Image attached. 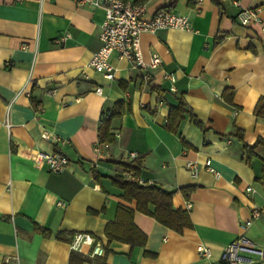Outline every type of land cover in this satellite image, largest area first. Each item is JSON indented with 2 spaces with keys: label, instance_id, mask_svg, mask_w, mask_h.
I'll list each match as a JSON object with an SVG mask.
<instances>
[{
  "label": "crops",
  "instance_id": "0c3cea01",
  "mask_svg": "<svg viewBox=\"0 0 264 264\" xmlns=\"http://www.w3.org/2000/svg\"><path fill=\"white\" fill-rule=\"evenodd\" d=\"M131 1L145 6L144 19L167 7L191 30L141 34L142 63L156 55L159 64L139 71L112 54L108 81L89 64L101 46V7L0 0V264H220L240 237L238 264H264V118L254 115L264 100V0ZM245 9L257 19L241 26L236 16ZM180 101L184 117L173 130L169 110ZM118 102L126 112L110 120L113 141L104 149L101 118ZM37 153L68 163L53 174L34 162ZM207 160L218 178L203 168ZM186 161L198 165L195 178ZM130 163H139L140 185L173 193L172 208L187 213L189 227L177 233L122 199L110 177ZM118 205L132 210L143 245L107 240ZM253 208L261 216L243 228ZM76 232L95 237L103 256L73 254Z\"/></svg>",
  "mask_w": 264,
  "mask_h": 264
},
{
  "label": "built area",
  "instance_id": "2783aa9c",
  "mask_svg": "<svg viewBox=\"0 0 264 264\" xmlns=\"http://www.w3.org/2000/svg\"><path fill=\"white\" fill-rule=\"evenodd\" d=\"M78 1L83 4L101 7L104 10V20L99 36L101 46L97 52L93 53L89 64L97 73L101 74L108 81L114 79V69L108 63V59L112 54H116L118 59L126 60L133 69L139 71H143L145 68L154 69L159 64L160 61L156 55L152 56L148 64L142 63L138 44V39L141 34L155 33L159 30H191V25L186 17L175 15L165 9H160L149 19H144L145 6L131 0ZM232 1L234 3L237 2V0ZM256 19V13L248 9L240 11L236 16V20L241 26H247ZM66 37L67 35L62 36L57 39L56 42H64ZM142 77L144 82H149L150 78L146 73H144ZM166 78L172 82L174 81V76L171 74L166 75ZM95 93L101 95L102 89L99 87L96 88ZM107 119H109V113H104L101 118V123ZM5 125L7 128L9 127L8 119H6ZM98 146L108 149L109 143L99 144ZM129 158L131 161H135L138 157L135 153H131L129 154ZM33 160L36 164L46 167L48 171L53 174H60L68 163L67 159L58 153L50 155L37 153ZM203 168L213 174L215 178H218L219 174L211 167L210 160L205 161ZM185 169L192 178L197 176L199 170L198 165L191 161H186ZM124 178L133 180V173L126 170ZM246 192L251 193L252 189L247 187ZM59 205H61V203H59ZM260 216L261 212L253 208L250 211L249 219L245 221L242 227H249L252 222L260 218ZM243 243L244 239L240 237L235 242L227 245L221 255L220 264L240 263L243 260L241 255H239V253L244 250ZM68 245L71 252L84 255L88 259L99 258L104 254V248L90 233H74ZM197 250L202 257H209L208 249L198 247Z\"/></svg>",
  "mask_w": 264,
  "mask_h": 264
},
{
  "label": "trees",
  "instance_id": "16d2710c",
  "mask_svg": "<svg viewBox=\"0 0 264 264\" xmlns=\"http://www.w3.org/2000/svg\"><path fill=\"white\" fill-rule=\"evenodd\" d=\"M217 3V0H213ZM164 9H167L165 7ZM183 106L182 101L179 102L175 108L169 110V126L174 130L177 125L183 120ZM126 112L124 104L118 102L114 105V109L109 112V119L103 121L98 130L99 143H111L113 141L112 135L109 133L110 120L114 117H120ZM254 115L258 118H264V100L258 102L255 107ZM244 153L248 156L253 154V147L243 146ZM124 173L126 170L133 172L134 179L124 178L123 176L110 177L112 185L122 190V199L126 202L135 201L136 210L152 217L163 226L181 233L184 228L190 226V220L184 211L173 210L172 208V192H167L154 185H140L138 182L140 166L139 163L124 165ZM153 210H150L149 207ZM132 210L118 205L115 218L108 223L104 229V234L108 241L118 240L127 242L131 245H143L145 236L141 234L132 224ZM61 239V236L58 235ZM74 254V253H73ZM80 256L79 254H76ZM95 260L98 257L94 258ZM72 260V257L70 261ZM87 259L81 258L78 260L79 264ZM103 264V263H96Z\"/></svg>",
  "mask_w": 264,
  "mask_h": 264
}]
</instances>
